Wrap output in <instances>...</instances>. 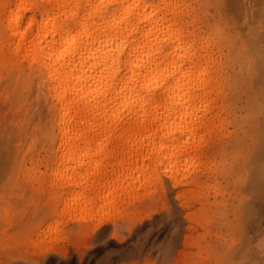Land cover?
<instances>
[{"label": "bare ground", "instance_id": "obj_1", "mask_svg": "<svg viewBox=\"0 0 264 264\" xmlns=\"http://www.w3.org/2000/svg\"><path fill=\"white\" fill-rule=\"evenodd\" d=\"M13 1L15 10L10 0L0 1V62L18 69L17 82L22 89L35 83L37 91L50 98L48 130L60 149L71 151L68 160L77 164L63 167L68 173L64 182L69 189L90 192L87 199L83 198V211L99 201L95 216L101 217L99 223L109 221L126 193L159 183V155L168 159L169 166L174 164L170 168L188 170L201 152L205 142L201 139L214 114L221 119L226 104L223 63L213 51L214 42L199 53L194 31L188 28L190 21L181 17L187 3ZM262 1L251 8L244 0L227 4L233 18H247L242 27L244 31L248 28L251 43L264 31ZM186 16L189 18L190 13ZM225 36L231 43L230 79L245 82L253 72L258 81L256 88L246 90L251 94L249 102H245V84L236 85L241 89H236L234 96L244 109L248 103L255 107H250L251 122L246 128L245 113L238 118L237 136L232 142L237 148L244 147L232 156L234 166L244 181L246 175L252 184H258V176L264 173V68L254 69L255 63L262 61L254 48L245 47V39H236L233 31ZM245 140L253 156L245 154ZM174 141L178 143L170 146ZM83 143H98L97 152L102 157L90 160L85 171L78 173L77 168L86 165V157L75 148ZM113 143L117 145L114 164L108 150ZM148 168L156 174H147L144 170ZM71 195L77 203L83 197L81 193Z\"/></svg>", "mask_w": 264, "mask_h": 264}, {"label": "rangeland", "instance_id": "obj_2", "mask_svg": "<svg viewBox=\"0 0 264 264\" xmlns=\"http://www.w3.org/2000/svg\"><path fill=\"white\" fill-rule=\"evenodd\" d=\"M183 1L188 8L181 17L190 21L199 53L214 42L213 51L223 63V116L214 114L196 154L202 153L201 157L195 155L188 170L170 168L174 164L169 166L168 159L159 155V183L126 193L109 221L99 223L101 217L95 216L99 201L81 209L89 190L69 189L64 182L68 173L63 167L77 164L68 160L71 151L60 149L48 130L50 98L39 93L35 83L22 89L18 69L0 62V264H264V173L258 184H252L246 175L243 180L232 162V156L244 148L232 145L236 122L245 113L246 128L250 107H255L248 103L244 109L234 94L245 84V102H249L251 94L246 90L256 88L258 81L253 72L245 82L230 79L231 43L225 36L233 31L236 39H245L247 49L254 48L262 61L255 63L256 70L264 68V31L261 38L249 41L248 28L242 27L247 18H233L227 6L238 0ZM245 1L250 8L259 4V0ZM10 3L15 10L14 1ZM203 37L207 39L201 41ZM98 146L83 143L75 148L86 157L78 173L90 160L101 159ZM108 150L113 154L110 163H116V143ZM252 152L245 140V154L253 156ZM71 192L81 193L82 200L73 202Z\"/></svg>", "mask_w": 264, "mask_h": 264}, {"label": "snow or ice", "instance_id": "obj_3", "mask_svg": "<svg viewBox=\"0 0 264 264\" xmlns=\"http://www.w3.org/2000/svg\"><path fill=\"white\" fill-rule=\"evenodd\" d=\"M146 15V14H145ZM138 34V33H137ZM130 35H131V33H130Z\"/></svg>", "mask_w": 264, "mask_h": 264}]
</instances>
